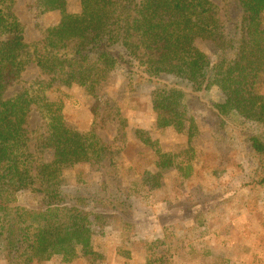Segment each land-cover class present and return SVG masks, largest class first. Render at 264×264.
<instances>
[{
  "label": "trees",
  "instance_id": "16d2710c",
  "mask_svg": "<svg viewBox=\"0 0 264 264\" xmlns=\"http://www.w3.org/2000/svg\"><path fill=\"white\" fill-rule=\"evenodd\" d=\"M13 5L14 0H0V246L7 264L53 257L70 263L79 251L93 256L92 225L102 229L107 224L88 209L84 197L59 190L64 169L86 162L106 168L110 153L93 132L79 133L64 123L62 98L47 95L54 82L77 86L96 98L100 82L123 69L129 81L154 86L157 127L181 132L187 124L188 142L197 134L195 121L187 116L195 110L193 102L214 87L223 100L207 103L204 110L220 123L228 122L229 114L250 122L246 142L264 164V136L259 134L264 130V0H228L223 22L214 0H79L74 13L67 11L66 0H36L40 14L58 12L59 21L30 44L24 42ZM197 40H218L212 68ZM30 64L50 80L32 81L5 98ZM32 109L46 130L36 151L50 149L48 163L29 151L23 126ZM135 135L158 156V172L146 178L150 189L172 168L184 179L191 175L192 158L185 157L189 151L178 160L145 133L137 130ZM256 184L264 187V175ZM25 191L38 195V208L17 204V194Z\"/></svg>",
  "mask_w": 264,
  "mask_h": 264
},
{
  "label": "rangeland",
  "instance_id": "374dc122",
  "mask_svg": "<svg viewBox=\"0 0 264 264\" xmlns=\"http://www.w3.org/2000/svg\"><path fill=\"white\" fill-rule=\"evenodd\" d=\"M214 2L223 22L228 0ZM66 9L78 12L79 0H66ZM13 12L24 27L27 44L38 41L45 28L59 21L58 12L40 14L36 0H14ZM262 18L264 23V13ZM218 44V40L196 41L211 68ZM35 80L50 77L30 64L4 97ZM262 80L264 93V75ZM153 91L150 83L129 81L123 69L111 71L100 82L96 98L77 86L52 84L47 95L62 98L64 123L79 133L93 132L110 153L106 168L86 162L64 169L59 190L84 197L88 209L105 217L107 224L102 229L92 225L93 256L79 251L70 263L53 257L34 264H264V187L256 184L264 175V164L246 142L251 123L233 114L220 123L205 111L207 103L223 100V94L212 87L194 100L195 110L187 115L197 129L188 142L187 124L181 132L157 127ZM23 127L29 151L38 161L51 162L50 149L36 151L46 130L35 109ZM137 130L178 160L189 151L185 157L192 158L191 175L184 179L172 168L159 177L160 185L150 189L146 178L158 172V156L135 135ZM260 133L264 136V130ZM17 196V204L39 207L38 195L25 191ZM0 264H7L4 246H0Z\"/></svg>",
  "mask_w": 264,
  "mask_h": 264
}]
</instances>
